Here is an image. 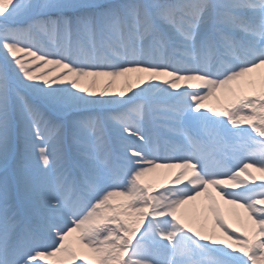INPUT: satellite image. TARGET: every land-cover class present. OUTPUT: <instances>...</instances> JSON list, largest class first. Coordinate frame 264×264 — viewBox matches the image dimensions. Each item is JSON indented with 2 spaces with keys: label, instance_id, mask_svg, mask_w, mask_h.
Listing matches in <instances>:
<instances>
[{
  "label": "snow or ice",
  "instance_id": "1",
  "mask_svg": "<svg viewBox=\"0 0 264 264\" xmlns=\"http://www.w3.org/2000/svg\"><path fill=\"white\" fill-rule=\"evenodd\" d=\"M0 58V264H264V0H0Z\"/></svg>",
  "mask_w": 264,
  "mask_h": 264
},
{
  "label": "bare ground",
  "instance_id": "2",
  "mask_svg": "<svg viewBox=\"0 0 264 264\" xmlns=\"http://www.w3.org/2000/svg\"><path fill=\"white\" fill-rule=\"evenodd\" d=\"M24 56V55H23ZM25 58H29V57H26L24 56ZM31 61H32V58H29ZM38 63V62H37ZM60 72H63V69L61 68H58V67H55V66H52L51 70L49 71V73H51L52 75H56L57 73H60ZM261 74H264V68H261V69H257L255 70L253 73H250V74H247V76L243 79H246V80H250L252 81L253 83L250 85V86H247L244 88L243 92H247L245 94H248V95H257L259 94V92L261 91L260 87H259V77ZM48 75V74H47ZM220 94V96L223 94V93H218ZM241 94V93H240ZM223 96H230V95H226V94H223ZM233 99V97H231ZM227 101H229V99H226L225 102H222V104H226L228 103ZM208 105H211V106H217V107H220L221 105L220 104H217L215 100L212 101V99H210L209 101L206 102ZM164 169H154L152 172L146 174V176L144 177L146 180H149L151 182H153L154 180L156 179H160L161 177H165L164 179H162V182H166L167 179L175 172L177 171L176 169H169L166 171L165 174L162 173ZM249 171H252L253 172V175H256V176H259L261 175L260 173L258 172H255L254 170L250 169ZM161 182V183H162ZM259 182V181H257ZM211 191V189H210ZM212 195L215 196V192L213 191L212 192ZM217 200L219 201V197H217ZM195 205L199 206L201 204H204L206 203V201L204 200V197H200L197 201L193 202ZM220 205H221V208H223V210H225L227 212V209L230 207L228 205H224L222 201H219ZM237 211H239L242 215H243V209H237ZM209 217H210V214H209Z\"/></svg>",
  "mask_w": 264,
  "mask_h": 264
},
{
  "label": "rangeland",
  "instance_id": "3",
  "mask_svg": "<svg viewBox=\"0 0 264 264\" xmlns=\"http://www.w3.org/2000/svg\"><path fill=\"white\" fill-rule=\"evenodd\" d=\"M19 56H22V58L23 59H25V60H28V61H31L29 58H25L24 56H23V54H18ZM0 62H2V58H0ZM34 65H36V64H39V62L37 63V62H35V61H31ZM51 68H52V66L51 65H47V66H41L39 69H37V74H40L41 72H44V73H46V74H48L49 76H54V75H52L51 73H49V71L51 70ZM245 93H247V92H242L241 93V95H248V94H245ZM218 95H220V94H218ZM226 99H229V101L232 99L231 98V96H228V97H226V96H223V94L221 95V101L222 102H225V100ZM213 101V100H212ZM229 101H227V102H229ZM227 104V103H226ZM245 127H246V125H244ZM167 170H169V169H164L163 171H162V173L163 174H165L166 173V171ZM165 177H161L160 179H156V180H154L153 182H151V181H149V180H146L145 178H142L144 181H146V182H150V183H153V184H159V183H161L162 182V179H164ZM199 199V198H198ZM197 199V200H198ZM119 200H120V198H117V202H119ZM223 209V208H222ZM225 211V210H224ZM225 215H226V219H228V221H229V223L232 225V227H239V225H238V223H237V221H236V219H235V217L233 216V215H231V214H228V212H226L225 211ZM192 226L194 227V228H198L199 227V225L198 224H196V223H192ZM214 227V224H213V221H212V219H211V216L208 218V223H207V228L209 229V230H211L212 228ZM218 234V233H217ZM78 264H83V262L82 261H79L78 262Z\"/></svg>",
  "mask_w": 264,
  "mask_h": 264
}]
</instances>
